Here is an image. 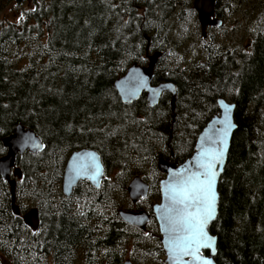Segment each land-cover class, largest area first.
Returning <instances> with one entry per match:
<instances>
[{
    "label": "trees",
    "instance_id": "obj_1",
    "mask_svg": "<svg viewBox=\"0 0 264 264\" xmlns=\"http://www.w3.org/2000/svg\"><path fill=\"white\" fill-rule=\"evenodd\" d=\"M15 1L22 7L23 0ZM159 2L39 0L21 8L19 24L0 22V139L22 125L44 145L41 153L16 158V205L23 215L24 204L35 203L37 231L13 215L0 176V264H74L78 257L83 264H164L151 215L159 196L154 165L157 158L178 165L191 156L194 139L218 113V98L235 105L236 130L208 228L217 239L213 262L264 264V13L253 9L257 23L247 53L206 44L205 63L189 73L163 70V56L158 60L152 84L175 85L173 115L169 94L151 109L144 96L122 104L113 89L127 68L144 64L146 39L151 52L162 53L150 7ZM28 42L36 45L33 55L16 67L13 53ZM83 148L99 154L104 179L99 190L78 183L65 199L59 192L65 163ZM5 153L0 143V158ZM144 168L147 197L126 208L148 213L140 231L117 215L129 181Z\"/></svg>",
    "mask_w": 264,
    "mask_h": 264
},
{
    "label": "water",
    "instance_id": "obj_2",
    "mask_svg": "<svg viewBox=\"0 0 264 264\" xmlns=\"http://www.w3.org/2000/svg\"><path fill=\"white\" fill-rule=\"evenodd\" d=\"M216 0H193L192 9L196 13L197 22L201 32V37L204 39L206 36L207 28L221 27L222 21L216 18L215 15V6ZM147 44L149 42L146 39ZM149 45V44H148ZM148 46H146L145 57L147 59V65L142 67L137 64H132L127 68L125 74L120 78L114 80L113 89L118 95L119 100L124 105H130L134 102H137L141 96H144L147 105L149 108H155L163 94H169L171 99L168 103L170 106V112L174 114L176 102V87L172 83H160L157 85L152 84L153 71L158 60L162 57L161 53L156 52L152 55L148 54ZM218 108V113L213 118H211L200 133L195 139L193 146V151L191 156L187 158L181 164L175 165L170 164L164 159L160 158L157 160L156 169L158 173L164 175L159 181V193H160V202L152 206L151 215L154 217L158 227V233L160 235V244L162 247V252L164 253V264H171L168 254L166 252V245L164 241L166 237L161 231L162 225L159 217L163 214L161 205L167 203L168 187L171 181L176 180L179 176H187L200 171L199 165L204 162L209 154L214 153L219 150V140L221 137L224 139V151L221 162L216 166L215 172V182L213 185V192L215 193V211L214 218L211 219L205 227V232L209 237H213L209 233V224H211L217 216L216 211L218 210V192L217 188L220 180V175H222L224 167L226 165L228 149H230V144L232 140L233 133L236 130L234 123V114L235 105L226 102L223 98H218L216 101ZM231 127H228V125ZM227 129V134L224 135V130ZM31 137L32 140L28 143H25V138ZM2 147L5 149L6 153L0 158V176L8 184L10 192V206L11 211L14 216L20 217L23 224L31 229L33 232L37 231L39 227V219L37 209H31L24 213L20 214L18 206L15 201V186L16 181L21 179V172L18 167H16V158L17 156L23 155L25 152L30 154L41 153L44 149V145L36 134L22 125H17L14 129V132L9 136L3 137L0 139ZM36 143L37 145H43L42 148H33L32 144ZM85 154H92L96 163H98L102 169L103 175L98 176V184L91 179H72V173L70 171L71 167L76 163L78 159L84 157ZM99 154L92 149H79L72 152L66 163L63 170L62 182H61V194L67 199L71 196V193L76 188L78 183L87 182L93 189L99 190L101 183L104 179V168H102V162ZM172 156V154H171ZM149 187L142 180L139 179V176L131 178L129 182L126 193L129 203L135 205L140 200H143L147 197ZM144 211H124L119 210L117 217L121 219L125 224L137 228L140 231H145V226L149 221V215ZM212 248H202L200 249V256L202 258L200 264L203 260L210 261V264H215L214 258L216 255V246L217 239L213 237ZM187 259V258H185ZM124 264H132L129 260H126Z\"/></svg>",
    "mask_w": 264,
    "mask_h": 264
},
{
    "label": "rangeland",
    "instance_id": "obj_3",
    "mask_svg": "<svg viewBox=\"0 0 264 264\" xmlns=\"http://www.w3.org/2000/svg\"><path fill=\"white\" fill-rule=\"evenodd\" d=\"M23 1L22 7H20L15 0H0V22L6 24V26L8 24H19L22 13L21 8L25 10L32 9L34 2H38L39 0ZM191 4H193V0H160L158 4H150V7H152L153 26L155 25L158 29L157 31L160 32L154 43L156 46H162L161 55L163 58L161 57L162 59H160L163 70L170 68L177 69V66L179 71L189 73L196 65L204 64L205 56L203 53L206 44L213 49L220 47L223 51L234 52L236 54L247 53L249 51V44L257 23L253 9H258V12L264 13V0H216L215 4L218 6L219 16L215 17L222 21V26L207 28L204 39L201 37L196 13L192 9ZM31 40H34V37ZM147 46L149 49L147 55L154 54L155 52H151L150 46L148 44ZM35 48V43L28 42L26 47L24 46L14 52V65L16 67L25 66L28 57L33 55ZM143 59L145 60L144 64L139 66L144 67L147 65L146 57L144 56ZM223 99L230 103L228 98ZM172 117L174 119V116ZM181 125L184 126L182 123ZM158 159L160 158L156 159V163ZM144 169L143 175L135 176H139V179H142L147 184L148 182L143 177L144 175H149V173L146 168ZM115 176V172H111L108 181H114ZM162 177L164 175L157 171L158 189L159 181ZM59 188V192L61 193V184ZM158 202H160V193L158 198L153 199L151 202V213L152 206L158 204ZM123 204L124 206L121 210L126 211L129 204L127 196ZM24 206V213L31 209H37L35 203L32 202L25 203ZM147 241L151 242L149 239ZM164 259L165 257L163 256L162 260L164 261ZM74 264H83L81 257H78Z\"/></svg>",
    "mask_w": 264,
    "mask_h": 264
},
{
    "label": "snow or ice",
    "instance_id": "obj_4",
    "mask_svg": "<svg viewBox=\"0 0 264 264\" xmlns=\"http://www.w3.org/2000/svg\"><path fill=\"white\" fill-rule=\"evenodd\" d=\"M228 127H231L229 124ZM227 129L224 130V135ZM32 140L25 138V143ZM219 150L209 154L199 165L200 171L187 176H179L170 182L167 203L161 205L163 214L159 217L161 231L166 237V252L171 264H200V249L212 248L213 237L205 232L208 222L214 218L216 166L221 162L224 139L219 140ZM33 148L43 145L32 144ZM72 179H91L98 184L97 177L102 169L92 154H85L70 169ZM147 235V233H145ZM187 258V259H185ZM202 264H210L203 260Z\"/></svg>",
    "mask_w": 264,
    "mask_h": 264
},
{
    "label": "flooded vegetation",
    "instance_id": "obj_5",
    "mask_svg": "<svg viewBox=\"0 0 264 264\" xmlns=\"http://www.w3.org/2000/svg\"><path fill=\"white\" fill-rule=\"evenodd\" d=\"M214 16H216V14ZM170 99H171V97H170Z\"/></svg>",
    "mask_w": 264,
    "mask_h": 264
}]
</instances>
